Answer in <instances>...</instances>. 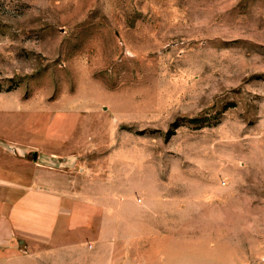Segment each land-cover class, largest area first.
<instances>
[{
    "label": "rangeland",
    "instance_id": "374dc122",
    "mask_svg": "<svg viewBox=\"0 0 264 264\" xmlns=\"http://www.w3.org/2000/svg\"><path fill=\"white\" fill-rule=\"evenodd\" d=\"M70 139L80 264H264V0H0V153Z\"/></svg>",
    "mask_w": 264,
    "mask_h": 264
},
{
    "label": "crops",
    "instance_id": "0c3cea01",
    "mask_svg": "<svg viewBox=\"0 0 264 264\" xmlns=\"http://www.w3.org/2000/svg\"><path fill=\"white\" fill-rule=\"evenodd\" d=\"M58 130L55 137L69 138L66 128ZM35 145L27 164L13 158L23 148L10 150L13 157L0 153V264H80L75 255L86 245L79 232L96 239L104 211L96 184L70 167L86 145L72 139Z\"/></svg>",
    "mask_w": 264,
    "mask_h": 264
}]
</instances>
